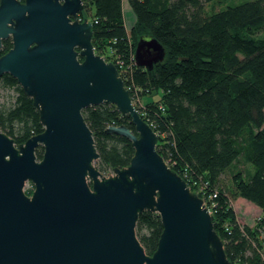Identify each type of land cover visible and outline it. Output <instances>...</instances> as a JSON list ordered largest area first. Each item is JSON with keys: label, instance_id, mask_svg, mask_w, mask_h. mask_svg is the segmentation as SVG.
Here are the masks:
<instances>
[{"label": "water", "instance_id": "obj_1", "mask_svg": "<svg viewBox=\"0 0 264 264\" xmlns=\"http://www.w3.org/2000/svg\"><path fill=\"white\" fill-rule=\"evenodd\" d=\"M83 10L82 0H0V48L11 40L0 76L17 81L43 126L20 144L0 129V264H230L213 215L157 152V134L117 68L95 54L91 21L77 20ZM164 55L141 36L133 58L150 70ZM104 103L134 127L105 129L134 149L129 165L108 176L94 166L99 155L82 116ZM144 211L162 224L151 255L135 234Z\"/></svg>", "mask_w": 264, "mask_h": 264}, {"label": "trees", "instance_id": "obj_2", "mask_svg": "<svg viewBox=\"0 0 264 264\" xmlns=\"http://www.w3.org/2000/svg\"><path fill=\"white\" fill-rule=\"evenodd\" d=\"M213 1L127 0L135 18L128 32L122 0H82L77 20L91 21L95 54L122 62L125 72L116 66L119 76L130 98H139L136 110L157 134V152L211 209L229 262L264 264V0L207 15L205 5ZM141 36H152L164 48L163 60L150 70L131 59ZM10 48L11 40H3L0 56ZM1 87L14 96L0 106V129L16 144L41 133L38 112L17 81L3 74ZM144 96L158 99L142 104ZM82 116L99 155L95 168L104 175L127 167L131 142L105 129L123 125L134 133L130 118L105 103L85 108ZM42 152L41 146L35 149L37 159ZM239 161L251 171L230 173ZM226 172L231 186L222 182ZM237 199L259 210L253 225L237 219ZM161 231L156 213L139 214L135 234L146 254L156 250Z\"/></svg>", "mask_w": 264, "mask_h": 264}, {"label": "rangeland", "instance_id": "obj_3", "mask_svg": "<svg viewBox=\"0 0 264 264\" xmlns=\"http://www.w3.org/2000/svg\"><path fill=\"white\" fill-rule=\"evenodd\" d=\"M253 0H214L211 3H208L205 5V13L208 15L212 12L219 11L222 9H225L228 6H233V5H238L244 2H249ZM128 28L130 27L129 22H127ZM261 36L264 35V30L260 34ZM14 96V91L12 89L0 88V106L4 103L11 102ZM147 99H152V100H157L158 96H151L150 98L144 96L141 98L140 102L143 104L147 101ZM138 104V103H137ZM239 169V170H245V171H251V167L249 164H246L243 161H239L234 165V169L230 171L233 172L234 170ZM230 173L226 172L224 176H222V182L226 186H231V180H230ZM108 173L104 174L107 175ZM24 192L29 193L27 195H31L32 190H33V185L30 182H26L23 188ZM233 206L236 212V217L242 224H250L253 225L255 222V219L259 215V210L250 202L243 200V199H237L236 201L233 202Z\"/></svg>", "mask_w": 264, "mask_h": 264}, {"label": "built area", "instance_id": "obj_4", "mask_svg": "<svg viewBox=\"0 0 264 264\" xmlns=\"http://www.w3.org/2000/svg\"><path fill=\"white\" fill-rule=\"evenodd\" d=\"M78 21H80L79 19H78ZM127 29V31L129 32L130 31V29L129 28H126ZM131 59H132V61H133V63H134V65H135V62H134V58H133V55L131 56ZM111 63H113L114 64V66L116 67H119V68H121V69H123L124 70V68H122L123 66H121L122 65V62H120V61H110ZM136 66V65H135ZM124 72H125V70H124ZM126 78V77H125ZM125 87V86H124ZM126 89V88H125ZM127 91H130L131 89H130V87L129 86H127V89H126ZM131 102H132V105H133V107L136 109V107L138 106V104H139V98H132L131 99ZM138 103V104H137ZM137 111V110H136ZM112 174V171H110L107 175H105V176H108V175H111ZM203 203L205 204L206 202H204L203 201ZM205 206H206V204H205ZM207 208H208V210L211 212V209L209 208V206H206ZM211 215H212V213H211ZM261 256H262V259L264 260V249L262 250V253H261ZM231 264V263H230ZM232 264H237V263H232Z\"/></svg>", "mask_w": 264, "mask_h": 264}, {"label": "crops", "instance_id": "obj_5", "mask_svg": "<svg viewBox=\"0 0 264 264\" xmlns=\"http://www.w3.org/2000/svg\"><path fill=\"white\" fill-rule=\"evenodd\" d=\"M122 15H123L125 27L128 28L127 22H129V24H130L129 29H131L134 22H135V18H134V15H133L131 9L129 8V6L127 4V0H122Z\"/></svg>", "mask_w": 264, "mask_h": 264}, {"label": "flooded vegetation", "instance_id": "obj_6", "mask_svg": "<svg viewBox=\"0 0 264 264\" xmlns=\"http://www.w3.org/2000/svg\"><path fill=\"white\" fill-rule=\"evenodd\" d=\"M79 59H82V58H79Z\"/></svg>", "mask_w": 264, "mask_h": 264}]
</instances>
